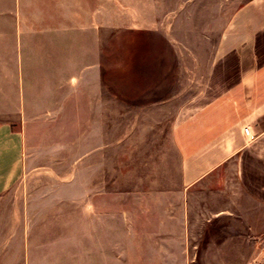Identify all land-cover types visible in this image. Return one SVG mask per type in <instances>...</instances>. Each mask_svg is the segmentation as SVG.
<instances>
[{"label":"crops","instance_id":"crops-1","mask_svg":"<svg viewBox=\"0 0 264 264\" xmlns=\"http://www.w3.org/2000/svg\"><path fill=\"white\" fill-rule=\"evenodd\" d=\"M7 36L22 126L0 123V264H190L198 192H245L264 206V0L233 14L201 88L171 125L144 128L148 152L136 186L122 192L106 184L19 201L8 192L25 171L28 118L39 111L93 118L90 162L112 147L108 125L97 140L98 0H0V42Z\"/></svg>","mask_w":264,"mask_h":264},{"label":"rangeland","instance_id":"rangeland-1","mask_svg":"<svg viewBox=\"0 0 264 264\" xmlns=\"http://www.w3.org/2000/svg\"><path fill=\"white\" fill-rule=\"evenodd\" d=\"M248 1L98 0L97 140L104 141L108 125L112 147L107 154H92L90 162L93 118L74 117L72 110H59V116L36 111L28 118L25 171L8 191L11 198L22 200L26 192H90L95 185L107 184L113 192L136 186L138 160L152 135L144 128L171 125L198 93L220 34ZM1 40L0 123L21 128L10 80L11 39ZM79 138L82 148H75ZM79 157L81 164H75ZM226 207L220 216L209 212ZM192 209L190 264H264L263 205L245 192H216L213 199L198 192Z\"/></svg>","mask_w":264,"mask_h":264},{"label":"built area","instance_id":"built-area-1","mask_svg":"<svg viewBox=\"0 0 264 264\" xmlns=\"http://www.w3.org/2000/svg\"><path fill=\"white\" fill-rule=\"evenodd\" d=\"M246 131H247V133L249 132L248 128H247V130H246Z\"/></svg>","mask_w":264,"mask_h":264}]
</instances>
